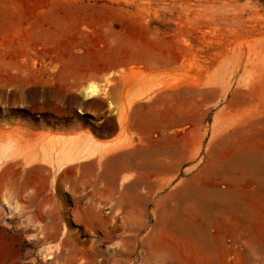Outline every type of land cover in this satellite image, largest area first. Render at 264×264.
<instances>
[{"label":"rangeland","instance_id":"obj_1","mask_svg":"<svg viewBox=\"0 0 264 264\" xmlns=\"http://www.w3.org/2000/svg\"><path fill=\"white\" fill-rule=\"evenodd\" d=\"M0 7L17 11L5 19L0 9V125L111 129L87 86L108 96L141 76L195 84L169 102L195 107V185L208 198L205 213L182 218L176 185L151 176L141 147L62 170L2 159L0 264H264V0ZM59 28L63 37L37 42Z\"/></svg>","mask_w":264,"mask_h":264},{"label":"crops","instance_id":"obj_2","mask_svg":"<svg viewBox=\"0 0 264 264\" xmlns=\"http://www.w3.org/2000/svg\"><path fill=\"white\" fill-rule=\"evenodd\" d=\"M183 89L195 93V84L167 85L159 76H141L129 89L110 87V95H101L102 92L98 97L106 119L112 120L111 129L101 126L92 131L81 125L46 128L16 122L1 124V143L7 145L6 150L2 144L5 160L50 170L63 161L62 170L141 147L150 156L151 176L158 175L157 181L166 179L170 186L176 185L174 201L183 210L181 217L197 219L200 213H205L198 209V203L208 198L200 195L195 185V169L199 168L195 159V107L170 103L182 99L179 90ZM174 130V134H169ZM160 184L154 179L150 183L151 186ZM167 230L165 226L159 228L160 233ZM204 233L195 227V234Z\"/></svg>","mask_w":264,"mask_h":264},{"label":"bare ground","instance_id":"obj_3","mask_svg":"<svg viewBox=\"0 0 264 264\" xmlns=\"http://www.w3.org/2000/svg\"><path fill=\"white\" fill-rule=\"evenodd\" d=\"M0 9H1V13L5 16L4 18L5 19H8V18H11V16L14 14V13H17V11H15V12H13V11H11V10H8V9H6L5 7L3 8V7H0ZM0 13V14H1ZM19 14H23V13H19ZM25 15V14H24ZM14 16V15H13ZM3 17V16H2ZM39 15H37V17H36V19H35V21H37V20H39ZM16 18V17H15ZM1 19V18H0ZM2 30H1V28H0V32H1ZM64 31H62L61 30V28H59V30L57 29L56 31H54L53 33L52 32H50L48 29H43V30H39V31H37L36 33H35V36H36V38H37V42L38 43H40L39 41V38H41V39H48V38H50V37H54L55 38V41L57 40V39H59V38H61V37H63L65 34L63 33ZM21 33H23V32H21ZM1 34V33H0ZM64 34V35H63ZM27 35V34H26ZM35 45V44H34ZM55 46H56V44L55 45H46V46H40V50H39V53H40V55H46V54H49L51 51H53V49H55ZM39 49V48H38ZM102 93V91H101V89L98 87V86H96V85H89V86H87L86 88H84L82 91H81V94L83 95V98L84 99H92V98H96V97H98V96H100V94ZM2 144L3 143H0V161L2 160V159H6V155H5V150H4V146L2 147ZM7 146V145H6ZM5 146V149L7 148ZM7 150V149H6ZM65 159V158H64ZM62 161V160H61ZM67 163V162H66ZM55 164V163H54ZM63 164V161H62V163H60V164H57V166L55 167V169H57V170H59L62 166H64V165H62ZM65 164V163H64ZM6 199V198H5ZM8 199H6V200H4V202H3V206L5 205V206H7V207H10L11 206V203H9L8 201H7ZM12 207V206H11Z\"/></svg>","mask_w":264,"mask_h":264}]
</instances>
